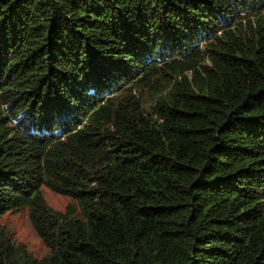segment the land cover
<instances>
[{"label":"trees","instance_id":"1","mask_svg":"<svg viewBox=\"0 0 264 264\" xmlns=\"http://www.w3.org/2000/svg\"><path fill=\"white\" fill-rule=\"evenodd\" d=\"M23 210L47 253L2 226L0 264H264V0H0Z\"/></svg>","mask_w":264,"mask_h":264},{"label":"rangeland","instance_id":"2","mask_svg":"<svg viewBox=\"0 0 264 264\" xmlns=\"http://www.w3.org/2000/svg\"><path fill=\"white\" fill-rule=\"evenodd\" d=\"M40 191L47 205L53 210L63 212L71 203L68 197L57 195L46 187H41ZM2 226L13 237L15 243L18 246L22 245L33 258L41 259L47 253V249L30 225L26 210L3 214L0 217V227Z\"/></svg>","mask_w":264,"mask_h":264}]
</instances>
